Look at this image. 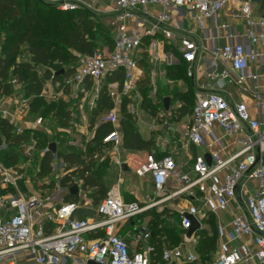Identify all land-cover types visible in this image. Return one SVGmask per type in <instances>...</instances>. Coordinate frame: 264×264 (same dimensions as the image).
Returning a JSON list of instances; mask_svg holds the SVG:
<instances>
[{
  "label": "built area",
  "instance_id": "2783aa9c",
  "mask_svg": "<svg viewBox=\"0 0 264 264\" xmlns=\"http://www.w3.org/2000/svg\"><path fill=\"white\" fill-rule=\"evenodd\" d=\"M38 1L61 13L83 11L106 22L111 49L81 57L70 75L54 83L60 94L68 89L79 91L81 98L76 95L75 99L81 102L79 106L72 103V107L80 115L83 108L96 107L103 90L111 108L100 116L99 124H107L111 130L101 145L111 150L120 145L117 114L124 98L133 101L130 96L143 79L142 62H162L183 66L184 77L194 88L183 140L186 145L208 150L210 162L193 156L188 170L181 173L170 155H144L133 170L136 178H146L149 183L150 193L142 203L125 202L112 187L95 206L82 189L81 178L70 176L73 168L58 156L60 141L40 147L41 157L50 154L48 174L40 179L26 174L28 161L13 167L0 164V264H151L155 249L148 244L150 234L145 227L136 228L130 236L131 245L117 230L181 194L190 199L178 215L181 230L187 232L193 222L201 228L208 214L216 218V249L209 264H264V119L252 117L242 101L230 103L227 93L231 89L247 94L260 111L264 98L262 0ZM116 72L121 73L120 81L108 82ZM10 84L18 85L14 79ZM46 97L59 99L58 95ZM130 102L127 107L132 113ZM30 110L29 97L0 96V118L13 128L14 136L29 137L27 144L21 142L27 159L36 148L33 133L50 136L43 130L48 119L41 120L42 126L41 121H25ZM75 118L73 112L61 115L59 124L64 126L56 130L59 138L69 139L73 147L76 136L87 135L77 129ZM223 139L232 140L236 150L224 155L213 151L214 145L221 153L225 151L220 145ZM77 145L83 151L84 146ZM4 148L1 143L0 153ZM64 154L73 155L71 151ZM115 163L120 164L118 160ZM65 177L68 180L61 186ZM169 180L176 186L165 194ZM19 184L33 191L23 192ZM73 187L77 201L64 202ZM78 208H91L95 215L77 219L73 213ZM194 237L192 233L187 241L195 243ZM158 257L160 264H199L185 243L161 249Z\"/></svg>",
  "mask_w": 264,
  "mask_h": 264
},
{
  "label": "trees",
  "instance_id": "16d2710c",
  "mask_svg": "<svg viewBox=\"0 0 264 264\" xmlns=\"http://www.w3.org/2000/svg\"><path fill=\"white\" fill-rule=\"evenodd\" d=\"M264 3V0H262ZM101 29H105L100 26ZM96 27L95 23L92 20V17L83 11L61 13L53 8L43 4L38 0H0V96H10L12 94V85L10 80L14 79L17 84L22 85L20 93L23 97L33 96V102L30 112L37 113L38 108L36 102L40 98L42 93V82L41 79H50L53 82L60 80L62 77L70 75L74 70V65H78L79 59L81 57H87L92 55L96 51V42L99 41L103 46H107V51L111 49V41L109 42L107 37H96L95 36ZM20 48H25L27 53L30 56V60L37 65H62L65 64L66 67L62 70H57L53 75L48 73L42 74L41 79L31 75V62H15L14 58L16 57ZM100 50V49H98ZM102 50V49H101ZM78 62V63H77ZM142 62V67L145 65ZM76 65V66H77ZM73 67V68H72ZM167 71L166 75L173 77L176 80L182 79L186 84L187 88L194 93L190 81L184 77V68L183 66L177 67H165ZM173 72H170V70ZM21 71L27 72V77L25 78ZM166 76V77H167ZM121 73L116 72L107 78L108 82L111 81H120ZM146 82L143 80L142 83ZM141 83V84H142ZM100 101L95 108L101 107L102 110L107 111L111 108V103L105 97L103 90H101ZM46 103V102H45ZM47 104V103H46ZM126 104H128L127 99H123L118 111V114L121 115L120 120H118V132L121 140V147L124 151L134 154L137 152H143L145 155L152 153L155 158H160L162 156H167L168 154L157 153L155 154V147L153 141L142 140L134 127L132 117L127 112ZM64 105H59V109L55 110L53 105H48L47 108L41 110V116H45L50 112L56 124H59L61 115L67 116V108H63ZM117 114V119H118ZM174 120L176 122L181 121L187 116V110L185 106L178 108L173 111ZM62 124H59V126ZM111 130V127L107 124H99L96 130L93 133L91 139L92 142L100 144L102 138ZM11 132L10 125L3 119L0 118V135H4L7 139V145L10 144L9 133ZM2 140V139H1ZM0 140V144H1ZM26 137L14 136L11 142V145L24 142ZM59 157L67 164L68 167L73 166L78 159L76 153L72 154H58ZM50 160V154L47 153L43 156L42 161V171L44 173L48 172V162ZM82 167V166H81ZM77 166V170L71 172L70 176H79L82 180V189H96V195L89 197L93 206L98 204V202L104 197L105 189L100 180L96 178L93 174L90 173V168H80ZM87 173L88 176H85ZM68 178L65 177L60 181V185L64 186ZM71 189L64 196V202H75L77 201L76 193H71ZM190 200V199H188ZM125 201V200H124ZM127 202V201H125ZM154 211L153 208L146 210L139 216L130 219L126 225L129 227L130 232L128 233L129 237L134 234L137 229L142 224V221L146 219L145 229L150 234L148 244L153 246L155 252H159L165 244L166 241H175V239L180 235L183 238V235L186 234L185 231L179 228L178 220V230L173 228L164 229L161 228V219L166 216L168 212H151ZM213 219L214 224L212 227V234L207 238L205 236V231L201 228H195L194 234L198 238L196 246V251L203 255L210 250V247L215 243L216 249V237H215V217L211 214H208L206 219L201 221L202 224H209ZM137 228V229H136ZM120 236V235H119ZM95 237V236H92ZM120 237L125 238L121 235ZM126 240V239H125ZM174 244V243H173ZM172 247H176L171 245ZM215 254V252H214ZM152 259V258H150Z\"/></svg>",
  "mask_w": 264,
  "mask_h": 264
},
{
  "label": "rangeland",
  "instance_id": "374dc122",
  "mask_svg": "<svg viewBox=\"0 0 264 264\" xmlns=\"http://www.w3.org/2000/svg\"><path fill=\"white\" fill-rule=\"evenodd\" d=\"M92 17V20L95 23L96 32L95 36L100 37H107L109 42L111 41L109 38V32L108 29H106V22L102 21L98 17L93 16L92 14H89ZM102 26L106 32H104L103 29H101ZM1 40V36H0ZM96 42V49H102L107 50V46H103V44L99 41ZM15 62L23 63V62H31L30 68H31V75H34L35 77H38L41 79L42 74L48 73L50 76L53 75V73L57 70H63L66 65H37L36 63H33L30 60V57L27 56V50L25 48H20L18 51L16 57L14 58ZM78 63V62H77ZM77 65V64H76ZM76 65L73 67L75 68ZM145 67L143 68L144 71L141 75V79L139 81V87L137 89V92L134 94H131V98L133 101H129L128 104H126V110L129 113L130 108L127 107L129 105V102L132 104L133 107H131V112L129 113L132 117V121L134 124V127L136 130L138 128L145 124L149 126V129L151 130V140L156 142L159 146L160 150L166 149V145L170 147V149L165 150V154H168L171 156H175L181 164L186 163V168L183 167L181 170L182 172H185L188 170L189 165L191 164V161L188 162L186 158L184 157V151H187V153L192 156L194 155V152H200L198 149H193L191 146H187L183 142V133L185 131V128L188 126L190 121V112L191 108L193 106V99H194V93L190 91L189 88H187L186 84L182 79L176 80L173 77H169L166 75L167 71H165V67H177L175 65L166 66L160 63H153V64H143ZM72 67V68H73ZM170 72H173L171 69ZM21 74L26 78L27 72L21 71ZM167 76V77H166ZM44 80L42 82V93L40 94V98H38V101L35 103L38 112L34 114H30L32 117H29L31 122L35 121H41L45 117L41 116V110L43 108H47L48 105L45 103V100H47V97L49 95V91L46 88V84L49 82L50 79H41ZM143 80H146V82L142 83ZM142 83V84H141ZM18 90V95L19 94ZM44 93V94H43ZM70 93V92H69ZM68 93V94H69ZM71 94V93H70ZM44 100V101H43ZM185 106L187 110V116L183 118L181 121L176 122L174 120L173 111L177 110L178 108ZM55 110L59 109V106H53ZM65 108V106L63 107ZM129 108V109H128ZM92 114L87 113L86 119L83 121H86L87 126V135L83 136L82 138L75 137V141L77 140L76 147L71 146L69 143V139L67 138H59V136L54 133L50 136L44 135L41 131L34 132L32 137L35 139L36 148L35 150L30 151V156L28 159L23 155L24 153V147L21 146V143L19 142L18 145L14 144L11 145V142L14 137V130L11 128V132L9 133L10 144L7 145L6 137L4 135H0L1 143L5 146V148L0 153V164L4 167H13V166H21L23 163L27 162V165L25 166V172L28 176L40 179L41 177L47 175L48 173H44L42 171V158L40 153V147H42L45 143H48V141L57 140L60 141L58 145V154H64L65 152L71 151V153H76L78 156V159L75 160L76 163L73 166H70L72 169V172L77 170V166L79 165L80 168H90V173L93 174L98 180H100L104 186L105 193L109 191L112 187H116L121 194L123 200L127 202H138L142 203L143 199L146 196L148 186L147 182H143L140 179H136L133 175V170L136 168L137 163L142 162L143 155H140V157L122 150L121 148H117V150H111L109 146H103L101 144H97L91 141L92 139V126L95 123V117H99L104 113L105 111L102 110V108L99 106L96 109H93ZM48 115V114H47ZM121 115L118 114V120H120ZM39 119V120H38ZM40 126L43 125V121ZM151 127V128H150ZM118 128V124L116 125V129ZM27 136V135H26ZM89 140L87 141V139ZM29 137H26V140H23V144H27ZM6 140V141H4ZM87 141V143H86ZM78 143H81L84 146L83 151H80L78 147ZM184 143V144H183ZM184 145L185 148L182 146ZM173 150V151H172ZM172 152V154L170 153ZM170 153V154H169ZM115 158V159H113ZM173 159V158H172ZM118 160L121 163L125 161H129L130 164L129 170L126 172H122L120 169V164L117 165L115 161ZM82 166V167H81ZM79 168V169H80ZM180 167L177 169L179 171ZM185 170V171H184ZM73 176V174L71 175ZM85 176H88L87 173ZM145 180V179H144ZM33 181V180H32ZM34 186H37V181L31 182ZM176 186L174 180H169L165 187V194H168L174 190V187ZM19 190L25 191H33L32 188L22 187V184L18 185ZM50 187V185H49ZM53 186L50 187V189ZM87 194L86 196H89L92 198V196L96 195V189H88L85 188ZM92 195V196H91ZM105 196V195H104ZM192 202V201H191ZM189 203L188 198L185 194H181L178 197H175L171 199L170 201H167L163 203L162 205L153 208L151 212H161L166 211L168 212L165 217L161 219V228L168 229L175 227L178 230L177 220L178 215L180 212H183L187 205ZM193 204L197 205V203L192 202ZM94 211L91 208L81 209L78 208L73 213L74 217H77V219H84V218H92L94 217ZM211 220V219H210ZM146 219L142 221V226L145 227L146 225ZM213 219L211 220V223L209 224H202V229L205 231V236L207 238L210 237L212 234V227L213 225ZM120 234H126L125 236L128 237V233L130 232L129 227H127L126 224L121 226L119 229ZM196 236V233H195ZM196 240L195 243H192L191 241H187L188 238L186 237L185 240L179 235L175 241H166L165 244H163V247H172L174 246H180L184 243L189 246L190 249L196 251L195 244L198 241V238L194 237ZM213 239V238H212ZM174 243V244H173ZM214 252H215V243H213V246L210 247V250H208L207 253L200 255L196 253V256L198 257L199 264H209L213 258H214ZM159 252H155L154 256L151 258V264H160ZM20 260L21 258H17Z\"/></svg>",
  "mask_w": 264,
  "mask_h": 264
},
{
  "label": "crops",
  "instance_id": "0c3cea01",
  "mask_svg": "<svg viewBox=\"0 0 264 264\" xmlns=\"http://www.w3.org/2000/svg\"><path fill=\"white\" fill-rule=\"evenodd\" d=\"M27 56H29V54L27 53ZM30 57V56H29ZM54 83H55V81L53 82L52 80H49V82L46 84V88H47V90L49 91V95L48 96H50V95H58V97H59V99L57 100V101H53V100H51V99H47V100H45V102L47 103V105H53V106H59V105H61V104H63L64 106H66V108H67V111H68V113H67V116L69 115V113L70 112H73L74 114H75V116H76V118H75V120H74V122H75V124H77L76 126H77V129H80V131H86L87 132V126H86V121H83V120H85L86 119V115H87V113H90V114H92V110L93 109H88V107H85V108H83V111H82V115H80V113L78 112V109L77 108H74V107H72V103L74 104V105H77L78 104V106H79V102H81V101H78L77 102V99H75V97H76V95H77V97L78 98H81V96H79V91H77V90H74V89H68V90H66L65 92H63V93H57V89L55 88V86H54ZM191 84V83H190ZM193 88V87H192ZM12 89H13V91H12V94L10 95L11 97H15V99L16 98H18V97H20V96H22V94L21 93H19V94H21V95H18L17 93H18V90H19V92H20V90L22 89V85L21 84H18L17 86H12ZM193 90H194V88H193ZM71 94H70V93ZM69 93V94H68ZM227 93L229 94V97H228V100H229V102L230 103H237V102H244L246 105H247V108H248V111H249V113H250V115L252 116V117H259L260 119H264V98L262 99V102H261V106H260V111L259 110H257V109H255L254 108V106H253V103H252V101L250 100V98L248 97V95L247 94H245V93H240V92H238V91H236V90H231V89H228L227 90ZM61 95V96H60ZM23 97V96H22ZM27 97H29L30 98V107H32L31 105H32V102H33V99H32V97L33 96H27ZM100 99V98H99ZM101 100V99H100ZM99 100V101H100ZM44 101V100H43ZM98 104V102L96 103V105ZM94 109H96V108H94ZM106 112V111H105ZM104 112V113H105ZM30 114H34V113H29L28 114V116L29 117H32ZM52 114H54V112L52 111V112H50V113H48V115H45L44 117V119H48L47 120V122L44 124L45 125V129H43L44 130V132H49V135H52V134H54V133H56V130H57V128L58 127H60V126H64V125H60L59 126V124H56V122H55V120L53 119V117H52ZM103 114V113H102ZM26 117L25 118V121L26 122H31L30 121V119H29V117ZM99 120H100V116L99 117H95V123L93 124V126H92V133L96 130V127H98V124H99ZM26 123H23L22 124V126H24ZM151 128V127H150ZM67 129V128H66ZM216 131V134L218 135V137L219 136H221V133L218 131V130H215ZM137 132H138V134H139V136H140V138L142 139V140H145V141H147V140H150L151 139V130L149 129V126H147V125H145V124H143V125H141L139 128H138V130H137ZM45 135V134H44ZM77 137V136H76ZM78 138V137H77ZM183 139V138H182ZM183 142H184V140H183ZM184 144V143H183ZM153 145H154V147H155V151H154V153L155 154H157V153H164L165 152V150H167V149H170V147L171 146H167L166 145V149H162V150H160L159 149V146H158V144L156 143V142H154L153 141ZM220 145H223V146H225V151L224 152H220V150H219V147L218 146H216V145H214L213 146V148H212V150L213 151H215V152H217V153H219V154H221V155H224V154H227V153H229V152H233L234 150H236V147H237V145L234 143V142H232V140H226V139H223L221 142H220ZM188 146V145H187ZM119 148H121L122 149V147H121V141H120V145L118 146ZM183 148H185L184 147V145L182 146ZM191 147H193V146H191ZM193 149H198V150H200V152H194V155H192V156H190L188 153H187V151H184L185 153L183 154L184 155V157L186 158V160L188 161V162H190L191 161V158L193 157V156H196V155H200V156H202L203 157V159H204V161L206 162V163H209L210 162V158H209V151L208 150H206L205 148H196V147H193ZM123 150V149H122ZM168 151V150H167ZM173 151V150H172ZM171 154H172V152H170ZM169 153V154H170ZM134 155H136V156H138V157H140V155H143V157L142 158H144V153L143 152H137V153H134V154H132V156H134ZM173 158V160H174V163H175V165H176V169H178L179 167H180V169H179V172H181V173H184V172H182V168L183 167H185L186 168V163H183V164H181V162H179L178 160H177V158H175V156H173L172 157ZM143 160V159H142ZM129 161H125V162H123L124 164H125V166H126V171H128L129 170V167H130V164L128 163ZM140 163V162H139ZM139 163H137V166H138V164ZM136 166V167H137ZM120 167V166H119ZM125 171V172H126ZM185 171V170H184ZM187 171V170H186ZM185 171V172H186ZM134 175V174H133ZM135 177V176H134ZM136 178V177H135ZM136 179H140V180H142L143 182L145 181V182H147V179L146 178H136ZM145 179V180H144ZM147 186H148V190H147V193H146V195H149V193H150V189H149V183L147 182ZM77 218V217H76ZM215 220H216V218H215ZM117 233H118V235H120L121 236V234H120V231H118L117 230ZM124 236L126 235V234H123ZM122 235V236H123ZM125 239H126V241H127V243L129 244V245H131V241H130V237L128 236V237H126L125 236Z\"/></svg>",
  "mask_w": 264,
  "mask_h": 264
},
{
  "label": "water",
  "instance_id": "95a60500",
  "mask_svg": "<svg viewBox=\"0 0 264 264\" xmlns=\"http://www.w3.org/2000/svg\"><path fill=\"white\" fill-rule=\"evenodd\" d=\"M49 149H50V151H53V145H49ZM120 169H121L122 172H125L126 171V166H125L124 163H121L120 164ZM71 193H73V194L76 193V188L75 187H73L71 189ZM196 227H197L196 223L193 222L192 223V226L190 227V229L186 232L185 237L189 238V236L194 232V230H195ZM86 264H93V263L90 262V261H88V262H86Z\"/></svg>",
  "mask_w": 264,
  "mask_h": 264
}]
</instances>
